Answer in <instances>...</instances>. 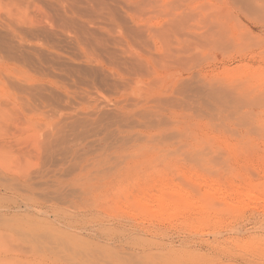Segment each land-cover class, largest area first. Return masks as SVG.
Instances as JSON below:
<instances>
[{"label": "rangeland", "instance_id": "rangeland-1", "mask_svg": "<svg viewBox=\"0 0 264 264\" xmlns=\"http://www.w3.org/2000/svg\"><path fill=\"white\" fill-rule=\"evenodd\" d=\"M236 6L0 0V264H264V21ZM24 170L46 202L5 191Z\"/></svg>", "mask_w": 264, "mask_h": 264}, {"label": "bare ground", "instance_id": "bare-ground-1", "mask_svg": "<svg viewBox=\"0 0 264 264\" xmlns=\"http://www.w3.org/2000/svg\"><path fill=\"white\" fill-rule=\"evenodd\" d=\"M230 1V0H229ZM232 2H233V4L235 3L238 7H239V9L241 10V12L243 11L246 15H248V16H250V17H254V18H257L259 21L260 20H263L264 21V0H231ZM227 6H230V5H228L227 4ZM236 6V7H237ZM228 8H230V7H228ZM212 9V8H211ZM210 9V10H211ZM220 9V8H219ZM224 9V8H223ZM222 9V10H223ZM215 12V11H214ZM213 12V13H214ZM219 12H220V10H219ZM223 12V11H222ZM212 13V12H211ZM211 13H210V15H211ZM224 13H225V11H224ZM223 13V14H224ZM243 13V14H244ZM210 15H208L209 17H210ZM225 16V15H224ZM227 16V15H226ZM186 17V16H185ZM221 17L222 18H224L223 16H222V14H221ZM218 19H219V17H218ZM222 20V19H221ZM176 24H177V22H175ZM188 23V22H187ZM214 23H219V21L218 22H214ZM223 25H226V24H222V27L223 28H226V26L224 27ZM220 27H221V25H220ZM222 28V30L224 31L225 29H223ZM177 30H179L178 28H176ZM227 29V28H226ZM173 31V30H172ZM223 31H221L220 30V32H219V34H218V37L219 38H215L214 39V41L216 42V44L218 45V43L220 44V45H222L223 44V46L224 47H226V46H228L229 45V43L228 42H223L222 40H221V36L223 35V34H225L227 31H225V33L223 32ZM177 32V31H176ZM228 33V32H227ZM176 34H178V33H176ZM213 34V33H212ZM221 37V38H220ZM212 38H214V37H212ZM219 47V46H218ZM221 47V46H220ZM169 55V54H168ZM171 57V56H170ZM13 58V57H12ZM139 62V61H138ZM138 62H137V65H138ZM136 65V64H135ZM135 65H134V67H135ZM141 66H142V63H141ZM140 66V67H141ZM132 68H133V65H132ZM131 68V69H132ZM136 68V67H135ZM143 69V68H142ZM133 70V69H132ZM136 70V69H135ZM134 71V70H133ZM212 85V84H211ZM224 87V86H223ZM186 89V87H184V90ZM183 90V89H182ZM201 90H202V93H204V95L208 98V99H210V101L212 102V103H227V100L229 99V96L231 97V93H232V90H228V88H222V87H220V86H209L208 88H206L205 86H202V88H201ZM201 93V92H200ZM242 99V98H241ZM202 103V102H201ZM206 103V102H205ZM1 106V105H0ZM123 109V108H122ZM226 110V109H225ZM0 111H1V107H0ZM123 111V110H122ZM233 112V111H232ZM223 113V112H222ZM158 114V113H157ZM2 115V114H1ZM0 115V116H1ZM234 116V115H233ZM120 118V117H119ZM90 119V118H89ZM246 120V119H245ZM112 121V120H111ZM83 122V121H82ZM81 122V123H82ZM174 122V121H173ZM78 123V122H77ZM162 123V122H161ZM85 124V123H84ZM78 125V124H77ZM162 126H163V124H162ZM162 128H164V127H162ZM161 128V129H162ZM160 130V129H159ZM164 130V129H163ZM166 130V129H165ZM167 133V132H166ZM162 135H166V134H162ZM162 135L160 134V139H159V142L157 143V147H156V149L158 148L159 150H161L162 148H161V143H162V141L161 140H165L166 138L163 136V138L161 139V137H162ZM167 136V135H166ZM159 137V136H158ZM165 138V139H164ZM167 138H168V136H167ZM141 139V138H140ZM139 139V140H140ZM138 140V141H139ZM167 140V139H166ZM165 140V142H167V141H169V138H168V140L166 141ZM121 142H122V146H123V148H122V146H121V148L122 149H125L126 151H127V140H126V138H122L121 140H120ZM137 141V142H138ZM140 141H142V140H140ZM153 141V140H152ZM136 142V143H137ZM144 142V141H143ZM161 142V143H160ZM136 143H135V145H136ZM140 143V142H139ZM142 143V142H141ZM154 143V142H153ZM164 143V142H163ZM162 143V144H163ZM147 144V143H146ZM165 144V143H164ZM167 144V143H166ZM136 146H139V147H137L138 149L139 148H141L144 152H146V154L147 153H149L150 154V151H151V149L150 148H148L147 146H144V147H142V145L141 144H139V145H136ZM162 146H164V145H162ZM138 149H137V151H136V148L135 149H133V153H137L138 152ZM154 150V149H153ZM116 153V152H115ZM153 154H155V153H153ZM120 156V155H119ZM151 157H152V155H151ZM118 158V157H117ZM119 160V159H118ZM2 161V160H1ZM3 163V162H2ZM7 169V168H6ZM6 171V170H5ZM21 171V170H20ZM25 171V170H24ZM27 171V172H26ZM25 172V174L24 175H19V176H17L16 177V179H13V180H10L9 182L10 183H7V184H4V189H5V191L7 192V193H10L11 195H19V192H26L27 194L24 196V198L22 197V194L20 193V195H21V197L23 198V199H21L22 201H24V202H20V201H15L14 203H12V206L10 205V206H4L5 207V210H11L12 208H14V207H16V206H18V204H20V203H24V205L26 206V207H28L29 206V203H36V204H41V203H44V202H46V201H44V200H42V198H41V200L43 201H41L40 200V197H43V196H36L35 195V193H36V191H37V189H36V187L35 186H38V185H35V184H33L32 183V181H33V179L35 178V177H32L33 179L31 180L30 179V177H31V175H27V173H28V170H26ZM19 172V171H18ZM22 172H23V170H22ZM21 172V173H22ZM85 173V172H84ZM2 173H0V176H2L1 175ZM17 174H20V173H17ZM23 174V173H22ZM32 176H33V174H32ZM1 178V177H0ZM2 178H3V176H2ZM84 178V177H83ZM83 178H81V179H83ZM88 178V177H87ZM80 178H78V180H79ZM2 180V179H1ZM36 180V179H35ZM83 180H85V179H83ZM80 181V180H79ZM88 180H85V182H87ZM5 182V181H4ZM8 182V181H7ZM78 182V181H77ZM83 183V182H82ZM0 184H2V183H0ZM79 185H81V187L80 186H78V193L79 192H87V190H89L90 188H91V186H92V184H90V183H83V184H81V183H78ZM84 184H87V185H84ZM89 184V185H88ZM83 185V186H82ZM41 185H39V187H40ZM59 186V185H58ZM95 186V185H94ZM38 187V188H39ZM53 187V186H52ZM55 187V186H54ZM60 187V186H59ZM41 188V187H40ZM62 188V187H61ZM62 189H65V188H62ZM74 189V188H73ZM45 191H47L48 192V190L46 189ZM66 192V191H65ZM65 192H64V194L60 191V193H59V191H53L52 193H53V195H52V197H50V196H48L49 197V199L52 201V199H54L55 201L56 200H61V201H65L66 202V199H62V198H65V197H63L61 194H63V195H65ZM248 192V191H247ZM25 193H23V195H24ZM85 194H87V193H85ZM246 194V193H245ZM45 195V194H44ZM48 195H49V193H48ZM80 195V194H79ZM83 196L84 197H86V195H84V193H83ZM90 196V195H89ZM246 196H250V197H255V198H257L256 196H254L252 193H247L246 194ZM13 197V196H12ZM15 197V196H14ZM37 197V198H36ZM57 197H61V198H58L57 199ZM15 198H17V197H15ZM45 198H47V197H45ZM12 199V198H11ZM18 199V198H17ZM261 199V198H260ZM47 200V199H46ZM263 200H264V198H263ZM72 203H75V201L74 200H72ZM34 235H36V236H40V237H42L43 238V240H44V244H45V247L52 253V254H55L57 257H59V258H61V257H64V259L65 260H71V259H73V258H71L72 256H71V254H78L79 252H82L84 249H85V247H84V245L82 244V241L80 240V238L79 237H77V236H72V235H70V236H66V235H64V234H62V233H60L59 231L58 232H53V234H44V233H40V230L39 229H37V228H35L34 229ZM54 244V247H52L51 245H53ZM80 254V253H79Z\"/></svg>", "mask_w": 264, "mask_h": 264}]
</instances>
